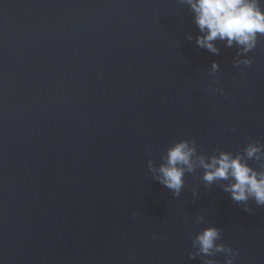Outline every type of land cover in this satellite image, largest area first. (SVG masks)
<instances>
[{
  "label": "water",
  "instance_id": "water-1",
  "mask_svg": "<svg viewBox=\"0 0 264 264\" xmlns=\"http://www.w3.org/2000/svg\"><path fill=\"white\" fill-rule=\"evenodd\" d=\"M198 35L182 0H0V264H205L209 225L264 264V206L198 163L179 196L149 169L180 139L194 161L264 145V36L237 66Z\"/></svg>",
  "mask_w": 264,
  "mask_h": 264
},
{
  "label": "clouds",
  "instance_id": "clouds-1",
  "mask_svg": "<svg viewBox=\"0 0 264 264\" xmlns=\"http://www.w3.org/2000/svg\"><path fill=\"white\" fill-rule=\"evenodd\" d=\"M194 14V23L200 35L196 37V44L210 52L219 51L215 41H225L228 47L235 44L238 55L243 56L237 60L240 64L251 65L252 60L247 53L258 43V38L264 36V0H182ZM192 37L189 36V39ZM218 64L213 62L212 69L216 70ZM194 140L180 139L167 148L164 162L158 167L149 161V169L154 178L174 196H179L184 186L185 173L193 172L197 163L204 169L203 181L211 185L218 181L223 190L231 199L245 205V211L250 212L247 206L249 200H254L257 205L264 206V169L252 167L248 160H264V145L260 142H249L245 145L244 153L233 154L220 151L209 158L203 155L197 161ZM248 159H245L244 157ZM195 195V190H193ZM134 216V213H133ZM155 238V236H154ZM220 240V229L214 225L204 227L197 232L193 246L197 249L190 253V258L200 255L205 264H216L210 259L214 253L225 254V264H233L237 250Z\"/></svg>",
  "mask_w": 264,
  "mask_h": 264
}]
</instances>
